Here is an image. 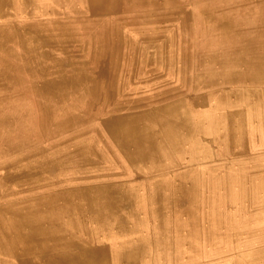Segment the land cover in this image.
I'll use <instances>...</instances> for the list:
<instances>
[{"label":"rangeland","instance_id":"obj_1","mask_svg":"<svg viewBox=\"0 0 264 264\" xmlns=\"http://www.w3.org/2000/svg\"><path fill=\"white\" fill-rule=\"evenodd\" d=\"M253 2L0 0V264L19 263L5 235L17 225L22 229L19 220L25 216L41 218L46 229L53 227L82 246L106 247L111 264L140 242L152 246L147 251L151 264H172L155 232L158 216L171 220L172 228L179 208L190 206L186 193L178 195L175 185L180 182L173 176L184 177L183 189L190 185L196 192L192 209L199 225L216 231V236H207L200 230L197 264H264V77L233 76L248 64L235 67L221 60L242 51L249 59L258 50L259 42H245L255 33L245 23L251 24ZM225 23L231 26L228 32L221 30ZM61 78L65 89L58 102L52 100L59 95L53 89ZM44 81L52 85L45 93L40 90ZM168 107L189 123L177 126L174 138L160 118L171 114H163ZM73 113L80 152L73 158L75 171L70 165L52 167L49 153L58 149L50 150L51 140L35 136L43 116L56 124ZM116 114L122 117L121 126L136 118L143 151L135 142L124 145L106 127L105 121ZM29 167L48 170L41 168L15 183L2 181L8 173ZM102 187L119 201L120 230L93 217L82 195L85 189ZM155 194L160 195L156 206Z\"/></svg>","mask_w":264,"mask_h":264},{"label":"bare ground","instance_id":"obj_2","mask_svg":"<svg viewBox=\"0 0 264 264\" xmlns=\"http://www.w3.org/2000/svg\"><path fill=\"white\" fill-rule=\"evenodd\" d=\"M76 1V0H75ZM264 1V0H263ZM262 0H254L253 2V12H251L252 17L250 20L251 24H248L245 20L241 21V23L244 21L246 25L250 26L252 28L253 36H249L248 39H246L245 42H252L256 41L258 43V50H253V52L250 54L249 59H247V51H242L241 55L236 54L234 56L226 55V57L221 58L222 63H233L235 67L239 64V62L247 63L248 66H244V69L242 71L234 70L232 72L233 76H248V75H256L258 77H264V2ZM96 2V1H95ZM63 3V2H62ZM128 3V2H127ZM134 3V1H133ZM136 3V2H135ZM16 4V3H15ZM18 4V3H17ZM74 5V4H73ZM16 8V7H15ZM75 8V7H74ZM73 9V8H72ZM78 9V8H77ZM90 11V10H89ZM8 12V11H7ZM81 12V11H79ZM115 12V11H114ZM87 13V12H86ZM16 14V13H15ZM53 14V13H52ZM110 14V13H109ZM112 14V13H111ZM116 14V12L114 13ZM118 14V13H117ZM98 15V14H97ZM37 16V15H36ZM55 16V15H54ZM92 16V15H91ZM101 16V15H100ZM44 17V16H43ZM99 17V16H97ZM68 18V17H66ZM80 18V17H79ZM46 19V18H45ZM48 19V18H47ZM17 21V20H16ZM24 21V20H23ZM30 21V20H29ZM25 22V21H24ZM58 22V21H56ZM60 23V22H59ZM24 26V25H23ZM31 26V25H30ZM3 27V26H2ZM1 27V28H2ZM0 28V29H1ZM231 26L227 23L221 25V30L224 32L230 31ZM245 28V27H244ZM4 29V27H3ZM32 29V27H31ZM34 29V28H33ZM2 30V29H1ZM43 31V30H42ZM22 32V31H21ZM41 32V31H40ZM2 34V33H1ZM14 34V33H13ZM45 35V34H44ZM74 35V34H73ZM79 35V34H78ZM26 36V35H25ZM70 36V35H69ZM33 37V36H32ZM45 37V36H44ZM74 37V36H72ZM9 39V38H8ZM10 40V39H9ZM12 40V39H11ZM14 40V38H13ZM130 40V39H129ZM145 40V39H144ZM15 41V40H14ZM13 41V42H14ZM79 41V40H78ZM26 42V40H25ZM33 42V41H32ZM39 42V41H38ZM73 42V41H72ZM45 44V43H44ZM47 44V43H46ZM10 46V45H9ZM33 46V45H32ZM72 47V46H71ZM36 48V45H35ZM73 48V47H72ZM66 49V48H65ZM17 50V48H16ZM41 50V49H40ZM70 50V49H69ZM73 51V50H72ZM28 52V51H26ZM76 52V51H75ZM17 53V51H16ZM69 53V52H68ZM64 54V53H63ZM15 56V55H14ZM17 56V55H16ZM31 56V54H30ZM45 56V54H44ZM33 57V56H32ZM28 59V58H27ZM37 59V58H36ZM39 59V58H38ZM10 60V59H9ZM35 61V59H34ZM41 61V60H40ZM8 62V61H7ZM9 63V62H8ZM16 63V62H15ZM22 63V62H21ZM70 63V62H69ZM159 64V63H157ZM19 65V64H18ZM36 65V64H35ZM60 65V64H59ZM148 65V64H147ZM20 66V65H19ZM47 66V65H46ZM12 67V66H11ZM15 67V66H14ZM62 67V66H61ZM9 68V67H8ZM67 68V67H66ZM18 69V68H17ZM31 69V68H30ZM8 70V69H7ZM6 70V71H7ZM44 70V69H42ZM49 70V69H48ZM62 70V69H61ZM1 71V70H0ZM13 71V70H12ZM15 71V70H14ZM22 71V70H21ZM24 71V70H23ZM63 71V70H62ZM69 71V70H68ZM10 72V71H8ZM67 72V71H66ZM79 72V71H78ZM2 73V72H1ZM3 73H5L3 71ZM39 73V72H38ZM45 73V72H44ZM48 73V72H47ZM68 73V72H67ZM7 74V73H6ZM2 75V74H1ZM4 75V74H3ZM42 75V74H41ZM46 75V74H45ZM49 75V74H47ZM73 76V75H72ZM10 77V76H9ZM39 77V76H38ZM67 77V76H66ZM78 77L82 78L84 77V73L79 72ZM2 78V77H1ZM6 80V77L4 78ZM66 79V78H65ZM74 80V78H73ZM59 85L53 89L55 93H58L59 95H55L52 100L59 99L58 102H60L62 98L63 93H59L60 91H63L65 89L63 81L64 78L59 79ZM8 83V81H7ZM77 83H83L82 81H77ZM85 84V80H84ZM75 85V84H74ZM2 86V85H1ZM52 86L50 82H43L41 85V92H46L48 87ZM66 86V84H65ZM7 87V86H6ZM1 88V87H0ZM85 90L86 86L83 87ZM244 88V87H243ZM4 89V88H3ZM73 90V89H71ZM216 90V89H215ZM214 90V91H215ZM248 90V89H247ZM72 92V91H70ZM206 92V91H205ZM234 92V91H233ZM246 92V91H245ZM252 92V91H251ZM51 94L53 92H50ZM210 93V92H209ZM262 96H264V90L261 91ZM70 94V93H69ZM213 94V93H212ZM216 94V93H215ZM235 94V93H234ZM241 95V94H239ZM257 95V92H256ZM52 97V95H49ZM201 96V95H200ZM215 96V95H214ZM249 95H246V97ZM255 96V92H254ZM203 97V96H202ZM244 97V96H243ZM257 97V96H256ZM242 98V97H241ZM209 99V98H208ZM214 99V98H213ZM212 99V100H213ZM237 100V98H235ZM260 99V98H259ZM26 100V99H25ZM24 100V101H25ZM198 100V99H197ZM27 101V100H26ZM154 102V101H153ZM194 102V101H193ZM218 102V101H217ZM237 102V101H236ZM248 102V101H247ZM222 103V102H221ZM239 103V102H238ZM261 103V102H260ZM264 104V100L262 102ZM214 104V103H213ZM220 104V103H218ZM193 104L191 103V106ZM224 105V104H223ZM228 105V104H227ZM204 106V105H202ZM215 106V104H214ZM229 106V105H228ZM243 106V105H242ZM248 106V105H247ZM217 107V106H216ZM222 107V106H221ZM253 107V105H252ZM101 108V107H100ZM196 108V107H195ZM215 108V107H214ZM218 108V107H217ZM230 108V107H228ZM250 108V107H249ZM172 107L163 108V114H167L170 112L168 116L164 117L161 116L162 125L165 131L169 132V134H172L171 138H174L173 132L176 131L177 126H189V123L182 118L178 117V114H175L176 112L171 111ZM222 109V108H221ZM257 109V107H256ZM262 109V108H261ZM191 110V109H190ZM200 110V109H199ZM206 110V109H205ZM212 110V109H211ZM210 110V111H211ZM254 110V109H253ZM161 110H158L159 113H162ZM195 111V110H194ZM198 111V110H197ZM252 111V110H251ZM258 111V110H257ZM135 112V111H134ZM191 112H193L191 110ZM220 112V111H219ZM230 112V111H229ZM236 112V111H235ZM243 112V111H242ZM245 112V109H244ZM130 113V112H129ZM239 113V112H236ZM235 113V114H236ZM241 113V112H240ZM259 113V112H258ZM210 114V113H209ZM151 115H160L157 112L151 113ZM191 115V114H190ZM196 115V114H195ZM201 115V114H199ZM228 115V114H227ZM231 115V114H230ZM247 115V114H246ZM113 116V117H112ZM105 121V125L107 128H109L111 133L116 134L119 139L122 141L124 145H128L129 142H135V144H138L140 149V152L144 150V147L140 145V142H143V131L142 128L139 126V124L136 123V118L128 119L125 123L126 125L121 126L120 123L122 122V117L119 116V114L112 115ZM222 116V115H221ZM156 117V116H155ZM206 117V115H205ZM204 117V118H205ZM246 117V116H245ZM257 117V115H256ZM16 118V117H15ZM13 118V119H15ZM107 118V117H106ZM105 118V119H106ZM203 118V119H204ZM232 118V117H231ZM6 119V118H5ZM10 119V118H9ZM220 119V118H219ZM257 119V118H256ZM16 120V119H15ZM215 120V119H214ZM8 121V120H7ZM245 121V120H244ZM254 121V120H253ZM262 121V120H261ZM1 122V121H0ZM216 122V121H215ZM263 122V121H262ZM136 123V124H135ZM182 123V124H181ZM209 123V122H207ZM252 123V122H251ZM253 124V123H252ZM78 118L77 113H73L70 116L62 117L58 123L53 124L46 120V117L40 118L37 127H36V138L42 137L45 140H51L52 141V148L50 150L58 149L57 152H50V158L52 161V167H58L63 168L65 166L68 167L71 171H75L77 168L73 166V163H76V160L73 161V158L75 155H80L79 150V144H78V131L76 130L78 126ZM214 125V124H213ZM212 125V126H213ZM254 125V124H253ZM255 126V125H254ZM105 127V126H104ZM229 127V126H228ZM236 127V125H235ZM3 128V127H2ZM5 128V127H4ZM182 128V127H181ZM225 128V127H224ZM207 129V128H206ZM213 129V128H212ZM228 134L229 131H228ZM244 134V133H243ZM242 134V135H243ZM235 135L239 137L241 135V132L237 130L235 131ZM142 136V137H141ZM229 137V136H228ZM236 139V138H235ZM243 139V138H242ZM206 140V138H205ZM197 141V140H195ZM200 141V140H198ZM204 141V140H203ZM215 141V140H214ZM242 141V140H240ZM171 142V141H170ZM173 143V142H172ZM196 143V142H195ZM205 143V141H204ZM257 143V142H256ZM78 144V145H77ZM122 144V145H123ZM202 144V142H201ZM200 144V145H201ZM240 144V143H239ZM123 145V146H124ZM172 145V144H171ZM195 145V144H194ZM174 146V145H173ZM170 147V146H169ZM175 147V146H174ZM177 147V146H176ZM195 147V146H194ZM241 147V146H240ZM64 149L65 151H60ZM119 149V148H118ZM171 149V148H170ZM176 149V148H175ZM195 149V148H194ZM200 149V148H199ZM242 149V148H241ZM196 150V149H195ZM194 150V151H195ZM262 150V149H261ZM166 151V150H165ZM189 151H191L189 149ZM198 152V150H197ZM201 152V150H200ZM56 153H59L62 155L61 160H57L55 158ZM175 153V152H174ZM178 152H176L177 154ZM208 153V152H207ZM37 154V153H36ZM185 154V153H184ZM201 154V153H200ZM248 154V153H247ZM207 155V154H206ZM246 155V154H245ZM72 158H68V157ZM88 156V155H87ZM210 156V155H208ZM239 157V156H238ZM64 158V159H63ZM68 158V160H67ZM83 158V157H82ZM86 158V157H84ZM191 158V157H190ZM22 159V158H21ZM171 159V158H170ZM196 159V158H195ZM205 159V158H204ZM203 159V160H204ZM230 159V158H229ZM233 159V158H232ZM248 159V158H247ZM253 160V158H251ZM18 160V159H17ZM127 160V159H126ZM208 160V159H205ZM1 161V160H0ZM72 161V162H70ZM196 161V160H195ZM232 161V160H230ZM254 161V160H253ZM44 162V161H43ZM130 162V161H129ZM165 162V161H164ZM173 162V161H172ZM204 163V162H203ZM233 163V161L231 162ZM3 164V163H2ZM12 164V163H10ZM58 164H61V167L58 166ZM153 164V163H152ZM202 164V163H201ZM7 165V164H6ZM44 166L47 164H43ZM63 165V166H62ZM165 165V164H164ZM250 165V164H249ZM259 165V163H258ZM5 166V165H4ZM233 166V165H232ZM231 166V167H232ZM256 166V165H255ZM7 167V166H6ZM155 167V166H154ZM153 167V168H154ZM42 168V170H41ZM40 169H36V167H29L23 171L16 170L14 173H8L6 178H3L2 181L5 183L13 182L15 183L16 180L19 177H22L24 175L29 176V174H37V170H41L42 172H46L48 168L41 167ZM165 168V167H164ZM253 168V167H252ZM9 169V168H8ZM92 169V168H90ZM133 169V168H132ZM148 169V168H147ZM159 169V168H158ZM244 166L240 168V172L243 171ZM259 169V168H258ZM164 170V169H163ZM211 170V169H210ZM245 170V174H246ZM262 172V171H261ZM243 173V172H242ZM241 173V175H243ZM101 175V174H100ZM107 175V174H106ZM161 175V174H160ZM91 177V176H90ZM93 177V176H92ZM243 177V176H242ZM241 177V179H242ZM22 179V178H21ZM173 181L180 182L176 184V190L179 191L180 197L181 195H188L190 198L188 199V203H190L189 209L183 210L179 208V210L175 213V217H173V227L170 226V221L166 220L165 217L158 216L157 221V227H156V235L155 237L160 241H164V251L169 250L170 261H172V264H197V253H198V246L200 245V236L201 232L200 230L205 231L207 236H212L216 234V231H213L212 228L207 226H200L199 221L197 218V215L195 214V211L193 212L192 207L196 206V192L194 190H191V186L189 185L188 188L186 187V190L183 189L185 187L184 177H172ZM262 179V178H261ZM24 181V180H23ZM56 181V180H55ZM109 181V179H108ZM130 181V180H129ZM49 182V181H48ZM54 182V181H53ZM132 182V181H131ZM240 182V181H239ZM21 183V182H20ZM23 183V182H22ZM39 183V182H38ZM34 184V183H33ZM106 184V183H104ZM257 184V183H256ZM263 184V183H262ZM22 185V184H21ZM20 185V186H21ZM51 185V184H50ZM114 185V184H113ZM117 185V184H115ZM126 185V184H124ZM161 185L158 183V185L155 184V187H160ZM41 187V186H40ZM133 187V186H132ZM194 187V186H193ZM255 187V186H254ZM19 188V187H18ZM69 188V187H68ZM258 188V187H257ZM33 189V188H32ZM38 189V188H36ZM122 189V188H121ZM120 189V190H121ZM247 189V188H246ZM27 190V189H26ZM34 190V189H33ZM160 190V189H159ZM259 189H257L258 191ZM75 191V190H74ZM132 191V190H131ZM186 191V192H185ZM254 191V190H252ZM13 192V191H12ZM11 192V193H12ZM126 192V191H125ZM129 192V191H128ZM21 193V192H19ZM78 193V192H77ZM254 193V192H253ZM252 194V193H251ZM84 196V199L88 201V205L91 207V215L93 217H98V220L104 218L105 220H108V226L112 225V227L116 230H120L123 227L122 217L120 218V208L118 205H120L119 201L114 197L113 192L110 188L102 187L98 188L95 191H89L88 189L84 190V193L82 194ZM157 195V196H156ZM116 196V195H115ZM155 197H153L152 202L157 205V202L159 199V194H155ZM6 197V196H4ZM22 197V196H21ZM28 197V196H26ZM79 197V196H78ZM117 197V196H116ZM205 197V196H204ZM247 197V196H246ZM25 198V197H24ZM73 198V197H72ZM27 199V198H26ZM78 199V198H77ZM245 199V198H244ZM247 199V198H246ZM252 199V198H251ZM128 200V199H127ZM249 200V199H248ZM160 203V202H159ZM2 204V203H1ZM13 204V203H12ZM124 204V203H122ZM250 204V203H249ZM249 204L247 206H249ZM21 205V204H20ZM84 205V204H83ZM149 205V204H148ZM85 206V205H84ZM133 206V205H132ZM254 206V205H253ZM10 207V206H9ZM67 207V206H66ZM6 208V207H5ZM89 208V207H88ZM126 208V207H125ZM255 208V207H254ZM133 209V208H132ZM95 210V211H94ZM256 210V209H255ZM260 210V209H259ZM1 211V210H0ZM66 211V210H65ZM64 211V212H65ZM80 211V210H79ZM8 212V211H7ZM57 212V211H56ZM90 214V213H89ZM97 214V215H94ZM136 214V213H135ZM261 215V214H259ZM139 216V215H138ZM208 216V215H207ZM67 217V216H66ZM69 217V216H68ZM124 217V216H123ZM171 217V216H170ZM206 217V216H205ZM228 217V216H227ZM7 218V216H6ZM130 218V217H129ZM128 218V219H129ZM4 219V218H3ZM14 219V218H13ZM131 219V218H130ZM129 219V220H130ZM171 219V218H170ZM42 219L35 216H25L19 220V225H22L23 228L19 229L17 226H15V230L13 229L10 231L7 235H5L6 241H8L11 251H13L14 254L19 258L18 264H111L110 259L109 263L107 261L105 254L107 251L106 247L103 246H82L81 244H78L73 239L68 238L67 236H59L58 233H56L55 229L52 227V229L48 230L45 228L46 221H41ZM69 219H67L68 221ZM104 220V221H105ZM124 220V219H123ZM206 220V219H204ZM210 220V219H209ZM66 221V222H67ZM5 222V221H4ZM70 222V221H69ZM126 222V221H125ZM140 222V221H139ZM9 223V222H8ZM142 223V222H141ZM91 224V223H90ZM152 224V223H151ZM131 225V224H130ZM135 225V224H134ZM143 225V224H142ZM7 226V225H6ZM68 226V225H67ZM17 227V228H16ZM100 227V226H99ZM98 227V228H99ZM225 227V226H224ZM70 228V227H69ZM112 228V229H113ZM201 228V229H200ZM226 228V227H225ZM259 228V227H258ZM125 229V228H124ZM68 230V229H67ZM72 230V229H71ZM82 230V229H81ZM110 232V231H109ZM136 232V231H135ZM4 233V232H3ZM134 233V232H133ZM152 233V232H151ZM132 234V233H131ZM205 234V235H206ZM134 235V234H133ZM223 235V234H222ZM206 236V237H207ZM216 236V235H215ZM225 236V235H224ZM223 236V237H224ZM99 237V236H97ZM120 237V236H119ZM135 237V235H134ZM205 237V238H206ZM83 238V237H82ZM213 238V237H212ZM226 238V236H225ZM76 240V239H75ZM97 240V239H96ZM136 240V239H135ZM165 240L169 241L165 243ZM207 240V239H205ZM222 240H224L222 238ZM260 240V239H259ZM83 241V240H82ZM93 241V240H92ZM98 241V240H97ZM100 241V240H99ZM210 241V240H208ZM214 241V240H213ZM263 241V240H262ZM84 242V241H83ZM209 243V242H208ZM213 243V242H212ZM211 243V244H212ZM91 244V243H90ZM128 244V243H127ZM157 245V244H156ZM162 246V245H161ZM217 246V245H216ZM152 246L149 242H140L139 244L125 249L122 253L120 252L118 256L116 257L113 264H151V260L148 258L147 251H149V248ZM210 246L209 248H211ZM251 247V246H250ZM158 248V247H157ZM246 248V247H245ZM262 248V247H261ZM122 251V250H121ZM160 251V250H159ZM244 251V250H243ZM153 252V251H152ZM156 253V252H154ZM153 253V254H154ZM152 254V255H153ZM237 254V253H235ZM209 255V254H208ZM169 256V255H168ZM239 256V255H238ZM154 257V256H153ZM241 257V256H240ZM243 257V256H242ZM1 258V257H0ZM3 258V257H2ZM7 258V257H6ZM11 258V257H10ZM156 258H158V255H156ZM261 258V257H260ZM167 259V258H166ZM244 259V258H241ZM15 260V259H14ZM165 260V259H164ZM163 260V261H164ZM247 260V259H246ZM236 261V259H235ZM248 262V261H247ZM157 263V262H156ZM244 263V262H243ZM248 264V263H245Z\"/></svg>","mask_w":264,"mask_h":264}]
</instances>
